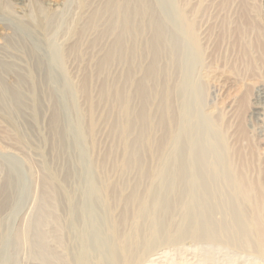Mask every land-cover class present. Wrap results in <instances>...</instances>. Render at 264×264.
<instances>
[{
    "label": "bare ground",
    "instance_id": "1",
    "mask_svg": "<svg viewBox=\"0 0 264 264\" xmlns=\"http://www.w3.org/2000/svg\"><path fill=\"white\" fill-rule=\"evenodd\" d=\"M200 1L0 0V264L264 256V162L223 109L247 83L235 45L252 62L262 36L227 0L200 34Z\"/></svg>",
    "mask_w": 264,
    "mask_h": 264
},
{
    "label": "rangeland",
    "instance_id": "2",
    "mask_svg": "<svg viewBox=\"0 0 264 264\" xmlns=\"http://www.w3.org/2000/svg\"><path fill=\"white\" fill-rule=\"evenodd\" d=\"M225 1L226 0L200 1V3L204 2V7L200 8L197 16V26L199 29L201 28L200 34L202 32L209 34L210 30H212L211 24H214L218 21V19L220 20V18L225 17V13L222 12L223 8H221ZM227 1L233 5L231 6L232 14L235 13L239 16L246 15L250 18L252 24L256 25L260 29L262 37L260 42H254L253 44H250V47H248V49L252 50L250 52L252 62L245 59L246 53L242 51L240 44L238 43L235 45L234 50L236 54L235 56L233 55L232 59L234 60V58H238L239 62L237 60V65L241 68V70L243 69V76H247V83L241 88L238 95L235 98H232V101L230 99L228 102L224 103L223 109L224 112L226 111L225 115L228 120L233 122L232 130L237 132L232 142L243 147L248 159L255 158L257 160V158H261V162H264V121L260 122L255 113V109L259 106L262 107L261 104L264 103V99L261 95V93L264 95V60L262 59L264 58V0ZM201 12L203 13V16ZM214 45L217 46L214 42H208L209 49L212 51L209 52L211 54L208 53V56L210 57L211 55L212 57L209 59L214 60V62L216 60L215 63L217 65H222L223 62H225V54L222 50L226 49V47L224 45L223 49L219 50L221 46L218 48V45V52L220 51V53H218L220 55H218L216 54V47L212 49ZM231 48L232 46L228 50ZM229 52L231 55V51ZM214 53L216 57L214 56ZM249 63H252L250 68L248 66ZM218 81L219 80L214 81L215 83L208 86V96L210 99L217 98V95L219 94L222 84ZM12 220L13 219L9 220L10 222H7L11 223L9 226L13 224ZM150 264H264V256L252 251L235 250L222 245L194 246L188 243L180 247H164L160 251V254L154 257L153 262Z\"/></svg>",
    "mask_w": 264,
    "mask_h": 264
}]
</instances>
